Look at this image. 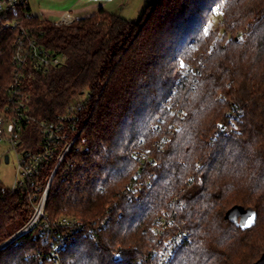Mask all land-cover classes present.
<instances>
[{
    "label": "trees",
    "instance_id": "1",
    "mask_svg": "<svg viewBox=\"0 0 264 264\" xmlns=\"http://www.w3.org/2000/svg\"><path fill=\"white\" fill-rule=\"evenodd\" d=\"M30 12L18 10L22 25L65 61L27 82L28 114L51 120L87 96L46 219L3 247L0 264H43L54 238L43 223L63 216L84 229L108 222L95 237L69 233L63 264H162L163 241L177 226L188 237L168 264L264 258V0H156L139 22L100 9L75 26ZM15 36L0 30V109ZM20 142L23 153H37V125ZM55 166L36 176L38 192L0 182V247L25 230L31 194L41 196ZM234 208L254 213V225L243 230ZM165 214L173 226L156 235Z\"/></svg>",
    "mask_w": 264,
    "mask_h": 264
},
{
    "label": "built area",
    "instance_id": "2",
    "mask_svg": "<svg viewBox=\"0 0 264 264\" xmlns=\"http://www.w3.org/2000/svg\"><path fill=\"white\" fill-rule=\"evenodd\" d=\"M24 5L30 6L29 0H0V30L16 32L12 51L13 81L7 89L6 105L0 109V143L10 144L11 148L19 156L21 155V158L18 156V180H20L18 188L40 191L41 187L36 186L35 183L36 176L46 164L55 161L56 166L41 196L37 198V194H31L34 214L25 230L18 236L34 229L46 219L49 190L66 154L77 140V137L71 140L69 129L75 128L76 112L83 102L82 98L77 99L72 103L67 113L59 114L51 120L40 119L28 114L30 94L27 91V82L35 75L46 74L53 66L61 65L64 63L65 57L46 47L30 28L22 25V17H18V10ZM29 16H32L31 12ZM77 22L75 17L67 13L57 22V25L72 26ZM183 64L186 71L192 70V67ZM183 114L181 112V116ZM30 124L37 125L39 130L40 150L37 153H23L21 148V133ZM137 176L138 173H135V177ZM24 185L26 188L23 187ZM135 188L136 183L134 181L127 186L126 191L132 192ZM173 223L170 217L166 214L163 215L157 221L153 229L154 233L156 235L163 234L164 230L172 228ZM43 224V233L50 230L54 238L48 244L41 261L43 264H63L61 252L68 241L69 233L84 231L90 237H95L99 231L106 227L108 222L102 220L94 224L91 229H84L85 226L80 219L73 216H63L53 224L47 221H44ZM176 228L177 231L168 235L163 241L162 264H168L178 248L187 240L188 234L180 226Z\"/></svg>",
    "mask_w": 264,
    "mask_h": 264
},
{
    "label": "crops",
    "instance_id": "3",
    "mask_svg": "<svg viewBox=\"0 0 264 264\" xmlns=\"http://www.w3.org/2000/svg\"><path fill=\"white\" fill-rule=\"evenodd\" d=\"M41 2L45 6L42 13L58 17L56 23L67 13L80 20L96 14L100 9L136 21L146 6V0H41Z\"/></svg>",
    "mask_w": 264,
    "mask_h": 264
},
{
    "label": "rangeland",
    "instance_id": "4",
    "mask_svg": "<svg viewBox=\"0 0 264 264\" xmlns=\"http://www.w3.org/2000/svg\"><path fill=\"white\" fill-rule=\"evenodd\" d=\"M155 1L156 0H146V6L143 9L141 15L136 19V22H139L141 20L147 8L151 5H154ZM29 3L32 15L38 16L41 19H48L53 22H56L58 20V17L46 16L42 13V10L45 8V6L41 2V0H29ZM219 25L220 20L215 18L212 23V28L218 27ZM85 96L81 98H84ZM18 156V153L11 148L10 144L0 143V182L6 188H10L12 190H16L18 188V183L20 181L18 180ZM6 157H9L8 162L5 160ZM19 157L21 158V155ZM23 187L26 188V185H24Z\"/></svg>",
    "mask_w": 264,
    "mask_h": 264
},
{
    "label": "water",
    "instance_id": "5",
    "mask_svg": "<svg viewBox=\"0 0 264 264\" xmlns=\"http://www.w3.org/2000/svg\"><path fill=\"white\" fill-rule=\"evenodd\" d=\"M7 162L9 161V157H6V159H5ZM233 212H234V214H236V215H238L239 217H240V223L242 224V222L247 218V217H250V216H252L254 213H251V212H242L241 210H240V208H234L233 209ZM255 220H256V215H255V219H254V222H253V224L250 226V227H248V228H244V227H242L243 228V230H247V229H249V228H251L253 225H254V223H255ZM19 236H16V237H14L12 240H10V241H8L7 243H5L4 245H2L1 247H0V250L3 248V247H5L7 244H9L10 242H12L13 240H15L16 238H18ZM256 264H264V258H262L260 261H258Z\"/></svg>",
    "mask_w": 264,
    "mask_h": 264
},
{
    "label": "snow or ice",
    "instance_id": "6",
    "mask_svg": "<svg viewBox=\"0 0 264 264\" xmlns=\"http://www.w3.org/2000/svg\"><path fill=\"white\" fill-rule=\"evenodd\" d=\"M180 67H181V68H184V67H185V65L183 64L182 61H181V63H180ZM254 219H255V214H253V215L250 216V217H247V218L242 222L241 227H244V228H248V227H250V226L253 224Z\"/></svg>",
    "mask_w": 264,
    "mask_h": 264
}]
</instances>
